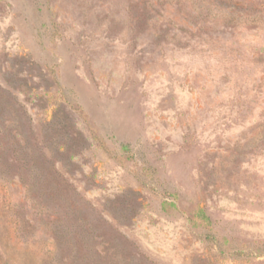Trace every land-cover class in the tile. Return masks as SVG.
<instances>
[{"label":"rangeland","instance_id":"obj_1","mask_svg":"<svg viewBox=\"0 0 264 264\" xmlns=\"http://www.w3.org/2000/svg\"><path fill=\"white\" fill-rule=\"evenodd\" d=\"M0 264H264V0H0Z\"/></svg>","mask_w":264,"mask_h":264}]
</instances>
